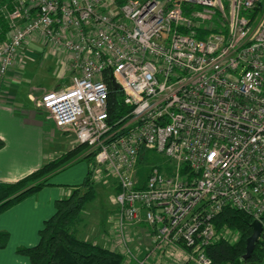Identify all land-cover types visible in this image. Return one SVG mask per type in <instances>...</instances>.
I'll return each mask as SVG.
<instances>
[{
    "label": "built area",
    "instance_id": "obj_1",
    "mask_svg": "<svg viewBox=\"0 0 264 264\" xmlns=\"http://www.w3.org/2000/svg\"><path fill=\"white\" fill-rule=\"evenodd\" d=\"M0 11V82L29 39L48 48L67 82L34 100L54 128L95 153L92 180L115 186L114 248L128 261L131 226L155 255L212 264L224 208L264 236V0H12ZM187 10L186 12L184 10ZM129 111L108 122L107 79ZM264 264V262H263Z\"/></svg>",
    "mask_w": 264,
    "mask_h": 264
},
{
    "label": "crops",
    "instance_id": "obj_2",
    "mask_svg": "<svg viewBox=\"0 0 264 264\" xmlns=\"http://www.w3.org/2000/svg\"><path fill=\"white\" fill-rule=\"evenodd\" d=\"M29 42L32 44L28 45ZM29 42L15 65L0 82V139L4 142V146L0 148V183L20 180L76 145L74 137L69 134L63 137L55 133L56 137L52 139L49 132H53L55 128L36 109L34 100H38L44 92L51 89L41 85L35 87L31 83L24 84L28 59H33L35 53L30 47L39 45L35 38H31ZM48 58L53 57L46 54L41 58L42 64ZM87 170V164L78 161L52 176L49 185L37 194L0 213V232L9 235L6 247L0 249V264H30L28 257L18 254L17 250L32 248L39 243V232L45 221L55 213L56 201L68 198L73 187L82 183ZM112 224L115 229V220ZM112 227L106 230L111 231ZM96 233H86L88 236L83 239L88 240L90 235L94 236ZM105 233L99 234L98 238L94 237L95 240L92 241L110 250L116 249L119 245L118 237L109 232ZM132 235L137 237V245L143 249V244L153 243V236L144 225L137 226ZM141 250L139 254H142ZM158 256L156 254L151 258L150 263L173 264L170 259ZM124 264L134 263L125 259Z\"/></svg>",
    "mask_w": 264,
    "mask_h": 264
},
{
    "label": "trees",
    "instance_id": "obj_3",
    "mask_svg": "<svg viewBox=\"0 0 264 264\" xmlns=\"http://www.w3.org/2000/svg\"><path fill=\"white\" fill-rule=\"evenodd\" d=\"M126 0H116L121 6ZM12 0H0L11 9ZM187 11L186 9L184 10ZM8 37V28L4 14L0 11V41ZM108 122L112 125L129 111L119 100V93L113 88L109 78ZM4 142L0 139V148ZM86 146L76 145L54 160L45 163L36 171L13 183H0V213L23 199L37 194L49 185L55 174L69 168L78 161H85L88 170L81 184L73 187L68 198L56 201L55 213L45 221L39 232V243L32 248H19L17 253L28 257L30 264H124L125 258L120 253L103 247L92 240L77 237V228L83 222V212L96 199V189L92 182L93 158L95 153L85 154ZM250 215L233 208H224L213 224L217 230L224 227L237 232L234 243L221 240L207 247L206 254L212 264H262L264 262V236L255 244L249 259L243 261L246 241L252 234ZM147 229V227H145ZM9 235L0 232V249L8 243Z\"/></svg>",
    "mask_w": 264,
    "mask_h": 264
},
{
    "label": "rangeland",
    "instance_id": "obj_4",
    "mask_svg": "<svg viewBox=\"0 0 264 264\" xmlns=\"http://www.w3.org/2000/svg\"><path fill=\"white\" fill-rule=\"evenodd\" d=\"M30 40L31 39H29L28 42ZM37 43L39 45H33L32 47H30L35 50V53L33 55V59L32 58L28 59V64H27L28 68L26 70L27 74L25 73V76L23 77V80L25 82L24 84L31 83L35 87L41 85L43 88L51 89V90L55 88H59V86H63L67 82V78L69 77V73L65 71V65L60 62L59 58H54V57L48 58L46 60L44 59L42 64L41 58L43 56H46V54L48 53V48L43 47V44H41L40 42ZM30 44L32 43L29 42L28 45ZM53 130H54L53 132H49V129L46 128V131L51 134L52 139L53 138L55 139L56 137L55 133H58L63 137L68 134L67 132H62L56 128ZM80 162L86 164L85 161H80ZM107 178H109L107 183H103L102 181L94 182L92 180V182L95 185L97 195L94 202L89 204L86 207V210L84 211L83 222L77 228L78 238L85 239L88 236L86 233H90V232L95 233L96 231L97 233L94 236H91L89 234L90 236L88 237V240H92V239L95 240V238H98L99 234H102L104 232H106L105 234L109 232L111 235H116L118 237V242L120 240L116 228L114 229V227H112L113 226L112 223L117 211V206L114 203V196L116 194V190H115V186L112 184L110 177ZM137 226L139 225L131 226L127 234L130 236V240H129L130 250L135 255L134 256L135 259L130 257L129 262H132L134 264H138L135 261L136 259H142L146 257V255L150 253V251L152 250V246H153V243L152 244L145 243L143 244V246H145V249H143L140 245H137L138 243L137 237L132 235L133 233H135ZM108 227H112L113 230L107 231L106 229ZM235 233L236 235L235 237H233L232 243H234L238 239V234L237 232ZM140 249H142L141 250L142 254H139ZM150 262H152V260H150L148 264H153Z\"/></svg>",
    "mask_w": 264,
    "mask_h": 264
},
{
    "label": "water",
    "instance_id": "obj_5",
    "mask_svg": "<svg viewBox=\"0 0 264 264\" xmlns=\"http://www.w3.org/2000/svg\"><path fill=\"white\" fill-rule=\"evenodd\" d=\"M111 83L115 90L119 89L118 84L114 80H112ZM250 226L252 229V234L246 241V252L242 257L243 261L250 258L255 248V244L260 240L262 236V227H261V224L257 220H253Z\"/></svg>",
    "mask_w": 264,
    "mask_h": 264
}]
</instances>
